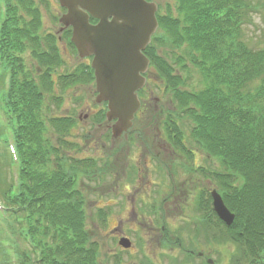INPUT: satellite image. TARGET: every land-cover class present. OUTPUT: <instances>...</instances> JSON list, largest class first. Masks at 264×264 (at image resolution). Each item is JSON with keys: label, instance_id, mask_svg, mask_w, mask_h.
Returning <instances> with one entry per match:
<instances>
[{"label": "trees", "instance_id": "1", "mask_svg": "<svg viewBox=\"0 0 264 264\" xmlns=\"http://www.w3.org/2000/svg\"><path fill=\"white\" fill-rule=\"evenodd\" d=\"M170 1H165L157 13L160 28L147 55L167 91L171 94L175 91L177 106L190 125L189 130H183L175 111L164 121L167 139L187 155L188 179L200 177L194 168L202 172L194 198L204 200L205 215L198 216L202 234L194 239L203 237L218 247L222 242L229 249L234 244L237 251L232 257L236 262L241 246L244 260L241 264H264V48H252L242 28L252 22L251 10L258 9L260 2ZM1 2L6 10L4 16L0 10V60L11 69L12 75L4 100L17 115L20 128L18 153L22 179L14 205L27 206L32 220L30 234L16 235L8 244L0 239V264H6L7 260L8 264H99L97 245L88 243L86 213L81 209L83 194L77 191L74 177L77 164L91 159L79 160L62 153V147L70 144L64 137L78 119L48 117L43 110L47 97L57 106L63 103L55 94V87L65 89L79 67L72 74L58 71L66 65L57 35L53 30L42 31L43 0ZM46 8L50 9L48 3ZM57 19L54 16L55 22ZM68 35L67 31L62 36ZM29 49L38 67L32 63V71L22 57ZM81 65L80 71L85 66ZM189 67L201 74L204 83L201 90L181 88L180 69ZM2 82L0 77V86ZM101 117L96 118V123L104 120ZM48 131L63 134L59 144L45 137ZM50 162L55 163L54 168ZM1 171L0 194L6 201L12 182ZM211 181L215 186L207 185ZM215 188L235 214L230 225L213 209L211 191ZM148 210L144 216H149ZM101 214L107 213L98 210V215ZM216 232L221 239L213 243L216 236L212 235ZM196 248L192 251L196 252L193 250Z\"/></svg>", "mask_w": 264, "mask_h": 264}, {"label": "rangeland", "instance_id": "2", "mask_svg": "<svg viewBox=\"0 0 264 264\" xmlns=\"http://www.w3.org/2000/svg\"><path fill=\"white\" fill-rule=\"evenodd\" d=\"M35 1L39 3L40 0ZM165 1L166 3L172 2L170 0ZM247 1L250 2V0ZM252 1L260 2L261 11L253 13L252 22L243 25L242 28L246 31L250 46L254 49H263L264 0ZM50 6V11L40 6L44 16L42 31L55 30L54 32L57 33L63 25L55 22L54 16H59L64 10L59 6L58 0H50ZM59 43L63 49L66 66L69 69L74 68L76 64L84 60H89L88 58L79 60L78 55L75 56L70 52L66 42L60 39ZM27 52L22 57L25 60V65L32 71L31 64L33 63L38 68L37 63L31 56L32 49ZM171 61L173 62L174 59ZM59 72L68 73L61 68H59ZM180 76L183 80L181 86L183 89L198 91L204 87L203 78L194 67L191 69L189 67L188 70L180 69ZM56 80L57 74H55ZM158 80V73L153 71L152 82L145 87V94L142 93L141 105L135 121L123 131L121 136L114 138V140L108 137L110 130L106 131L105 127L97 126L98 124L94 122L96 114L100 112L103 106L95 101L97 96L95 83L83 84L75 88L77 82H74L66 85L68 89L65 91H62L55 84V94L60 96L63 102L60 106L51 102L50 97H47L43 109L44 112L47 111V116L66 115L78 118V123L64 137L70 141V144L67 147H62V153L79 160L91 159L88 163L86 161L79 162V164L75 163L78 165L77 170L75 169L76 189L83 194L82 204L87 213L85 225L90 233L88 243L97 245L100 264H113L114 257L112 254L115 253H121L122 258L126 260L138 256L132 263L125 262V264H207V258L212 259L215 264H238L239 262L241 264L244 261L241 246L240 254H238L239 262H236L237 259L232 257V254L237 251L234 244L233 247L235 248L229 249L222 242L218 247L204 241L203 237L199 239L200 243L194 239L195 236L202 234V231L198 234L195 233L192 223L193 220L198 219L200 213L199 205H197L198 200L194 197L198 194L201 169L195 172L200 176L198 177L199 180H189L186 173L190 170L189 167L187 168L189 164L187 155L180 153V150L170 144L165 136L164 121L171 111L179 113L178 123L183 130H189L190 125L189 122L185 121V114H182L177 106L179 103L174 99L175 91H172V94L167 93ZM0 115L4 116L3 113ZM46 120L50 122L49 119ZM47 125L49 127V124ZM104 125L109 126L107 123ZM50 130L53 131V129ZM128 130L130 131L129 134L126 132ZM51 131H48L45 137L50 138V141L55 145L59 144V139L63 134L54 133L53 135ZM151 149L153 153H157L166 162L171 171V176L158 169L152 159ZM5 150L6 146H0V168L3 169L6 178H8L9 160H7V154L3 152ZM133 164L138 167L139 172L133 171ZM50 165L52 168L55 167V163L50 162ZM1 169L0 176L3 175ZM157 180L162 181L163 193H165L166 188L164 201L166 226L164 230L157 227L150 213V217L143 215V206L140 202L142 196L148 197L150 201L156 197L154 187ZM6 183L9 184V182ZM171 183H174V186ZM198 184L199 186L195 191L194 189ZM207 185L213 186L211 182ZM112 200H116L120 205V212L116 208V215L113 217L115 220H113L115 225L113 233L119 232L117 238L127 239L129 245L136 248L135 254L126 252L123 246H116L113 238L111 239V233L104 232V227L97 217V211L102 204L108 205V202ZM111 206L114 207L115 205ZM132 227H137L142 232L141 239H137ZM164 232H167V236L171 239L170 247H172L165 254L161 251L160 244V236ZM218 234L219 232H216L212 235L216 236L213 243L220 241L221 236ZM198 245H201L199 246L201 249L196 248ZM190 247L196 248L193 249L196 252L203 251L204 256L197 257L198 254H195L196 256L193 257ZM202 247L205 249L203 250ZM144 249L149 254L147 258L143 256ZM174 258H178V262Z\"/></svg>", "mask_w": 264, "mask_h": 264}, {"label": "water", "instance_id": "3", "mask_svg": "<svg viewBox=\"0 0 264 264\" xmlns=\"http://www.w3.org/2000/svg\"><path fill=\"white\" fill-rule=\"evenodd\" d=\"M60 2L67 8L60 22L65 27H73L72 40L81 57L94 55L96 99L100 103L109 102L107 119H118L114 125L118 136L131 126L134 113L140 107L137 90L144 86L145 78L141 73L149 66L143 52L159 27L158 4L147 0ZM91 17L99 22L91 24ZM214 209L226 223L233 222L235 215L217 193H214Z\"/></svg>", "mask_w": 264, "mask_h": 264}]
</instances>
